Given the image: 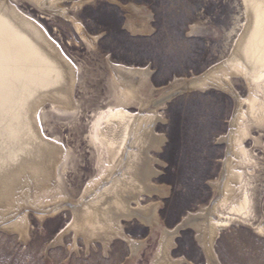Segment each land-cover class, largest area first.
I'll return each mask as SVG.
<instances>
[{
    "label": "rangeland",
    "instance_id": "374dc122",
    "mask_svg": "<svg viewBox=\"0 0 264 264\" xmlns=\"http://www.w3.org/2000/svg\"><path fill=\"white\" fill-rule=\"evenodd\" d=\"M8 1L46 30V35L73 65L75 84L67 107L45 99L28 116L37 135L32 137L34 143L30 141L26 160L51 170V185L41 192L31 186L28 199L32 204L13 218L25 214L28 240L22 241L17 233L0 229V264H130L131 249L119 239L110 245L108 254L99 243L87 251L82 237L76 241L78 252L71 251L72 231L63 237V245L50 246L72 221L71 205L90 198L110 181L103 178L105 169L112 163L106 146L98 141V127L116 108L139 112L136 105L126 104L123 99L111 62L150 67L157 88L168 85L176 77L199 75L217 64L232 66L247 24V2L92 0L76 6L73 0ZM131 3L141 6L151 16L150 32L133 33L126 27L128 11L122 5ZM193 25H199V29L191 34ZM259 82L260 88L252 91L244 75L234 74L230 78L231 88L238 96L246 100L253 95L255 103L262 105L264 77ZM145 99L143 114L158 111L165 118L157 129L167 141L162 152L152 154L162 161L156 163L159 174L154 181L169 186L170 193L168 197L145 196L141 202L147 205L161 201V223L173 228L189 211L208 205L215 197L209 181L219 177L226 148L218 139L229 130L236 102L229 93L218 89L188 92L173 98L164 108H156L160 94ZM33 101L31 104H35ZM242 108L245 116L257 118L249 116L248 103H243ZM129 140L126 154L134 148L133 138ZM242 148L247 152L237 167L245 182L243 195L221 208L222 216L233 218L234 204L244 202L245 207L241 209L240 220L220 229L214 244L222 264H264V124L252 125ZM248 158L249 162L244 164ZM117 171L110 176L117 175ZM4 174L1 172L0 178ZM98 179L100 182L85 195L87 185ZM41 205L63 207L60 212L42 216L37 207ZM124 229L126 235L146 241L135 264H151L160 231L155 230L153 236L152 229L137 220L125 221ZM179 233L175 258L186 257L194 264H206L195 232L188 228Z\"/></svg>",
    "mask_w": 264,
    "mask_h": 264
},
{
    "label": "bare ground",
    "instance_id": "6f19581e",
    "mask_svg": "<svg viewBox=\"0 0 264 264\" xmlns=\"http://www.w3.org/2000/svg\"><path fill=\"white\" fill-rule=\"evenodd\" d=\"M73 1L76 6H82L92 0ZM10 2L0 0V173H5L0 178V229L17 233L22 241H26L29 228L26 226L25 214L13 218L22 208L32 204L33 201L28 199L31 186L36 192H41L51 185V170L26 160L30 152L28 146L34 143L32 137L37 135L28 116L45 99L67 107L72 101L75 69L46 35V30ZM246 2L247 24L237 44L235 64L232 66L217 64L199 75L176 77L168 85L157 88L152 82L153 71L150 67L111 62V70L123 99L126 104L136 105L139 112L134 114L123 107L116 108L110 112L107 121L98 127V141L106 146L108 159L112 163L105 169L103 178L110 181L90 198H82L71 205L72 221L57 234L50 246L63 245V237L72 231L74 242L71 251L78 252L76 241L82 237L87 251L96 248L99 243L104 253L108 254L110 245L119 239L127 242L131 249L129 263L135 264L146 241L126 235L124 222L137 220L151 228L153 236H156L155 230L160 231L159 245L151 258V264H194L186 257L175 258L173 255L182 226H189L195 232L206 264H222L214 243L222 227L241 219L239 217L245 203L242 202L241 206L234 204L231 209L233 218L223 217L221 208L243 195L245 182L237 167L247 152L242 148V142L248 137L252 125L259 127L264 124V104H256L253 95L246 100L238 96L230 83L231 75L242 74L253 91L260 88L259 81L264 77V0ZM122 7L128 11V30L133 33L152 30L151 16L145 9L132 3ZM134 15L136 17L132 19ZM198 26L193 25L190 33H196ZM97 39L94 38L95 42ZM190 87L196 91L218 89L229 93L236 102V111L229 121L228 132L218 139V143L225 144L226 148L219 177L209 181L215 197L208 205L189 211L175 227L168 228L160 220L161 201H152L147 205L141 202L145 196L168 197L170 193L169 186L154 181L159 174L156 163L162 161L152 154L162 152L167 141V137L157 129L165 118L158 111L143 114L142 110L147 101L145 97L149 95L160 94L161 99L156 102V108H164L174 94ZM32 101L36 105L31 104ZM243 103H248L249 116L257 117L255 120L245 116ZM130 137L133 138L131 146L134 148L126 154L124 152ZM244 160V164L249 162V158ZM116 169L119 173L111 177L110 174ZM99 182L100 179L87 185L85 195ZM37 207L43 216L60 212L63 206Z\"/></svg>",
    "mask_w": 264,
    "mask_h": 264
},
{
    "label": "water",
    "instance_id": "95a60500",
    "mask_svg": "<svg viewBox=\"0 0 264 264\" xmlns=\"http://www.w3.org/2000/svg\"><path fill=\"white\" fill-rule=\"evenodd\" d=\"M196 90H197V89L194 90V89L191 88V87H190V88H185V89H183L182 91H180V92L174 94V96L172 97V99H173V98H176V97H178V96H181V95H183V94H186V93H188V92H194V93H195ZM172 99H171V100H172ZM188 228H190V227H189V226H187V227H183V226H182V227H180L179 232H181V231H183V230H186V229H188ZM179 232H178V233H179ZM179 235H180V233H179Z\"/></svg>",
    "mask_w": 264,
    "mask_h": 264
}]
</instances>
